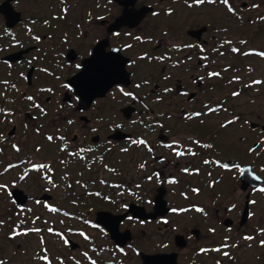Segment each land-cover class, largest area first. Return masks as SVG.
<instances>
[{"label": "flooded vegetation", "instance_id": "af4514ba", "mask_svg": "<svg viewBox=\"0 0 264 264\" xmlns=\"http://www.w3.org/2000/svg\"><path fill=\"white\" fill-rule=\"evenodd\" d=\"M143 1L0 0V87L12 93L7 95L6 101L14 102L19 98L20 102L30 104L31 112L24 113L28 121L37 115L49 117L50 105L57 106L58 112L51 123L55 127L62 125L64 129L58 130L57 143L53 142L52 136L46 135V130H41L43 140L57 146L53 148V158L44 160L40 166L46 170L47 174L43 176L46 182L53 183L59 177L60 188L69 199L65 207H59L56 196L45 191L25 194L27 199L22 207L16 206L11 199L15 217L7 232L9 244L18 237L38 235L41 231L47 236L52 235L54 241L42 239L38 251L30 244L25 251L21 243H16L14 254L8 258L1 255L0 245V264H209L212 261L227 264V260L230 264L240 263L239 256L230 254L232 246L236 249L239 244L235 246L230 237H225V232L241 234L246 242L253 239V234L247 231L254 214L252 207L256 199L252 196L256 197L264 188V179L253 172L252 164L246 167L261 180V185L242 191L240 178L245 166L220 161L212 163V166L206 153V157L202 155L200 158L206 167H210L207 171L209 178L214 176L215 170L230 171L239 167V188L245 196L242 212L236 218L228 212L233 207L227 211L215 205L214 201L209 206L194 202L193 199H197L201 192L198 186L190 188L192 197L186 191H180L178 199L175 195L167 203L164 200L165 191L166 195L168 193L166 188H159L152 199H145V204H140V198L134 199L139 202L134 204L129 197H141L138 191L141 186L135 184V189L124 184V178L120 177L122 172L113 165L116 156L123 157L131 154L132 150H140L148 166H153L149 177H146L148 182L155 178L163 186L166 181L165 187H170L177 182L176 174L202 179L199 168L182 161L193 156L195 144L203 147V142H196V139L183 141L181 137L175 139L173 136L177 134L174 130H157L167 127L165 117H172V113L170 116L169 112H159L157 107L173 95L191 105L205 92L207 81L219 80L217 88L230 85L233 82L225 79V72L234 70L230 63L241 53L236 44L239 41L220 36L206 38V27L189 29L175 43L163 39L168 35L167 31L161 32L158 41L152 36L145 38L138 32L143 31L148 19L169 15H158L156 5L165 0H147V4H142ZM215 2L204 0L197 3L192 0L196 5ZM262 2L264 0H255L253 6L258 7ZM125 4H128L127 8H124ZM111 5L120 12L105 11L106 6ZM242 5L246 7L247 4ZM227 6H230L229 1ZM168 8L165 14L171 12ZM148 44L150 56H147L150 52H141ZM246 53L258 55L253 48ZM262 53L260 56H264ZM138 64L157 68L152 81H139ZM117 70L120 73L115 76ZM172 72H176L175 75ZM234 78V82L241 83V79ZM169 82H174L175 94L170 86L161 87ZM108 84L110 88L101 94ZM194 85L196 91H192ZM72 86H78V89ZM249 86L250 82L239 85V90L231 92L230 96H240V91L246 92ZM142 89L147 90L142 94ZM115 94L119 99L115 103L119 104L118 112L125 127L116 116L106 111V101ZM83 99L89 101L82 103ZM204 106L208 108L209 103ZM108 107L111 111L113 105L108 104ZM221 109L217 104L209 112ZM11 110L8 108L7 112ZM116 111L117 108L113 113ZM204 113L208 114V110ZM202 115L199 110L183 111L182 118L190 121ZM57 117L58 121H55ZM134 119L140 120L135 122L138 129L143 130H128ZM12 127L17 129L14 124ZM147 127L153 130H145ZM263 131L259 130L261 134ZM116 134L122 137L115 138ZM182 134L186 135V132ZM256 147L254 144L253 149ZM56 165L62 170L57 176ZM114 174L120 182L113 183L105 178ZM212 185V181H208V187ZM56 186L52 184V187ZM157 197L161 199L159 203H155ZM32 201L36 205L42 204L45 215L58 217V221L51 222L44 215L42 219L41 215L34 214V222L42 220L40 228H36L34 222H28L30 225L26 227V220L18 218L16 213L25 211ZM246 203L249 216L242 224ZM186 218L191 221L190 226ZM176 222L179 223L174 224ZM135 226L142 229L139 235L133 229ZM150 226L153 227L149 230L155 231L158 238H155V250L146 251L137 245V240H148L144 229ZM111 232L118 235L119 243L114 241Z\"/></svg>", "mask_w": 264, "mask_h": 264}, {"label": "rangeland", "instance_id": "374dc122", "mask_svg": "<svg viewBox=\"0 0 264 264\" xmlns=\"http://www.w3.org/2000/svg\"><path fill=\"white\" fill-rule=\"evenodd\" d=\"M105 1L109 3V0ZM146 1L144 0L142 4H147ZM149 1L157 2L158 0ZM228 1L230 2V6H227ZM254 1L227 0V3H225L224 0H216L212 5H196L192 3V0H165V2H161L156 7L159 11L158 15L169 16L159 19H148L145 22L143 31H137L138 34L140 33L145 38L152 36L157 41L158 37L161 36V32L167 31L168 35L163 36V39L166 38L168 42L175 43V40L180 41L181 37L184 36L183 33L189 29L197 30L206 27V38H217L220 36L226 40L239 41V44L237 42L236 44L239 45L241 53L237 58L234 57L235 59L230 63L234 65L232 68L234 70H227L225 72V79L233 81L234 77L239 78L241 79L240 86L245 82L253 81H259L260 85L254 88L249 87L246 92L240 91V96L231 97V92L239 90L237 87L238 82L217 88L219 80L212 83L207 81L204 88L205 92L199 95L191 105L177 95L165 99L162 105L157 108L159 112H169L170 116L172 113V117H165L164 122L167 127L163 126L157 130H174L177 134L173 136L175 139L181 137L180 140L183 141L196 139V142L197 140L203 142V147L195 144L193 156H189L182 161L186 164L190 162L196 169L199 168L202 171V179L196 176L190 177L176 174L174 176L177 177V182L170 187H165L167 186L166 181L163 186L161 181L155 178L148 182L146 177H149L150 169L153 166H148L145 160L146 157L142 155L144 154L143 151L132 150V153L126 156H116L113 162L114 167L122 172L123 175L120 177L124 178V184L133 188H135V184L141 186L138 190L141 197H129L130 201L140 198V204H145V199L150 197L152 199L159 188H164V190L166 188L168 193L166 195L165 191L166 198L164 196V200L168 203L175 195L176 199H178L177 194L180 191H186L192 197L189 193L190 188L198 186L201 192L198 198L196 197L197 199L192 198L194 202L204 203L206 206H209L210 202L213 203L212 201H214L217 203L215 205L223 209L233 207L232 210L228 211L227 209V211L231 217L236 218L242 212L245 196L239 188V174L237 173L239 167L250 166L252 164L253 172L264 179V131L262 134L259 132L262 128L264 129V56L257 54L251 56L246 53L250 52L251 48L256 49L257 53H264V2L255 7L253 6ZM168 2L170 4L169 8L167 7ZM243 3L247 4L246 7H243ZM166 8L171 12L165 14ZM105 11L113 14L120 12L112 5L110 7L106 6ZM153 35L155 36L153 37ZM145 51L150 52L149 44L141 50V52ZM150 54L151 52L147 53V56H150ZM137 67H139V69H136L139 81H152L154 75L157 73V70H154L157 68L150 69V66H144V64H138ZM172 73L175 75L176 72ZM189 75H191L190 72ZM193 75L197 76V74ZM169 76L171 77V72H169ZM168 86L171 87L172 93L175 94L176 86H174V82L172 84L170 82L168 84L163 83L161 87L167 88ZM192 88V91H196L195 85ZM23 89L20 88V90ZM146 90L142 89L141 93H145ZM19 93L20 91L17 94ZM7 95L11 96L12 93L0 87V186H2L0 187V245L3 250L1 255L5 258L10 257V254H14L16 243H21V247L25 251L29 244L35 251H38L42 239H49L51 243L54 241L52 235L47 236L46 232L43 234V231L38 235L18 237L14 243L9 244L6 241L7 232L10 230L9 228L12 225L11 223L14 222L13 218L15 217V209L10 197L12 190H20L26 195H34L44 191L49 195L54 194L59 207H65L69 201L63 194V189L60 188L62 185L59 177L58 179L55 178L56 180L53 183L46 182V180H43V176L47 174L46 170L40 166L44 160L48 158L51 160L53 158V148L57 146L54 144L57 143L56 134L58 130L64 129L62 125H57V128L51 123V119L58 112L57 106L50 105L49 117L37 115L34 120L28 121L24 113L31 112L29 110L30 104L28 102H20L15 92V98L18 99L14 102L6 101ZM118 100L116 94L108 99L106 101V111L107 114L116 116L117 121L122 122L125 127L126 124H124L125 122L118 112L119 104L115 103ZM108 101L110 103H107ZM145 102L148 103V100H145ZM205 103H209L208 108H205ZM108 104L109 106L113 105L111 111L108 109ZM217 104H220L222 109L210 113V109L214 108ZM8 108L12 110L7 112ZM115 108H117V111L113 113ZM197 110L203 114L201 118L190 121H187V118H182L183 111ZM207 110L208 114H205L204 112ZM91 114L88 113V115ZM55 121H58V117ZM135 121L140 120L134 119L129 124L128 130L131 128L132 130H143V128L138 129L139 125ZM12 124L17 127L16 130L12 127ZM251 125H257V128L253 129ZM41 130H46V135L54 138L53 144H48L43 140V132ZM145 130L153 129L147 127ZM11 132L13 134L10 135L9 133ZM184 132H186V135L182 134ZM254 144H257L256 149H253ZM198 151L200 152L199 157ZM205 153L210 157V165L216 161H220L239 167L230 171L226 169V171L215 170L213 171L214 176L209 178L207 177V171H210V167H206V164H203L200 159L202 155L206 157ZM156 167L160 168L158 165ZM54 168L56 176L57 174H61V167L56 165ZM105 178L108 181H113V183L120 182L116 174L106 176ZM208 181H212L213 185L208 187ZM52 184H56L57 186L52 187ZM171 192H174V195ZM252 197L256 199H254L255 204L252 207L254 214L249 224L251 226L250 230L247 231L253 234V239L246 242V240L242 239L244 237L241 234L225 232V237H230L231 242H234L235 246L239 244L236 249L233 248V245L230 250V254L239 256V264H264V245L261 244V241H264V191H261L256 197ZM133 203L138 204L139 202L134 200ZM34 214L41 215L42 219L44 215V218L46 216L51 222L58 221V217L49 216L50 214L45 215L42 204L36 205L34 201L28 204L25 211L17 212L16 216L26 220V227H28L30 225L28 222H34ZM186 219L188 220V226H190L191 221L188 218ZM41 222L42 220L34 222L36 228H40ZM177 223L179 222L174 224ZM56 224L59 225L58 223ZM152 227L144 229L148 240H137V245L146 251L155 250L154 247L157 242L155 238H158V235L155 231L149 230ZM253 228L262 230L254 231ZM133 229H135L138 235L141 232L139 230H142L138 226L133 227ZM25 238L29 239L27 240L28 242L23 241ZM209 264L216 263L212 261ZM227 264H230L229 260H227Z\"/></svg>", "mask_w": 264, "mask_h": 264}, {"label": "water", "instance_id": "95a60500", "mask_svg": "<svg viewBox=\"0 0 264 264\" xmlns=\"http://www.w3.org/2000/svg\"><path fill=\"white\" fill-rule=\"evenodd\" d=\"M126 6V7H125ZM128 4H125L124 5V8H127ZM125 15V13H124ZM202 31V30H201ZM201 31H198V33H200ZM120 73V70H117L115 71V76ZM128 83V82H127ZM109 85V84H108ZM105 86V88H103V91L101 92V94H103L107 89L110 88V85L109 86ZM100 86V85H99ZM73 88H77L78 89V86H72ZM90 87V86H89ZM97 87V86H96ZM101 87V86H100ZM91 89H95V87H90ZM89 100H85L83 99L82 103H87ZM251 127L253 129H256L257 128V125H251ZM261 130H264L263 128ZM10 135L13 134V132L9 133ZM122 137V135L120 134H116L114 137L116 138H119ZM255 177V178H254ZM251 178H254V181L253 182H249V180ZM240 184H241V190L242 191H246L247 189L251 188V187H259L261 185V180L258 179L255 175H253V173L250 172V169L249 167H244L243 168V173L241 174V178H240ZM162 192V191H161ZM10 197L13 201V203L16 205V206H19V207H22L25 202H26V195L20 191V190H12L10 192ZM161 201L160 197L156 198V202L155 203H159ZM249 216V209H248V204L246 203L245 205V209L243 211V216H242V220H241V223H245L247 218ZM111 235H112V238L114 239L115 242H118L119 243V237L118 235L114 232L112 233L111 232Z\"/></svg>", "mask_w": 264, "mask_h": 264}, {"label": "snow or ice", "instance_id": "6c2138e0", "mask_svg": "<svg viewBox=\"0 0 264 264\" xmlns=\"http://www.w3.org/2000/svg\"><path fill=\"white\" fill-rule=\"evenodd\" d=\"M196 2H197V3H203L204 0H196ZM224 2L227 3V0H224ZM262 55H264V53H262ZM214 75H218V74H214ZM254 83H260V82H259V81H256V82H254ZM121 91H123V89H121ZM125 94L127 95V93H125ZM234 95H236V93H234ZM197 115H199V114H197ZM229 123H231V122H229ZM49 139H51V137H50ZM178 154H179V153H178ZM0 187H2V186H0ZM261 191H264V189H261ZM37 231H38V230H37ZM248 239H251V238L249 237ZM261 244L264 245V241H261ZM226 255H227V253H226ZM45 259H46V257H45Z\"/></svg>", "mask_w": 264, "mask_h": 264}, {"label": "trees", "instance_id": "16d2710c", "mask_svg": "<svg viewBox=\"0 0 264 264\" xmlns=\"http://www.w3.org/2000/svg\"><path fill=\"white\" fill-rule=\"evenodd\" d=\"M258 55L260 56V54L258 53ZM235 79V78H234ZM232 82H234V81H232ZM252 84V85H251ZM260 85V83H254V82H250V86L249 87H256V86H259ZM237 87L239 88V83L237 84ZM249 87H248V89H249ZM236 92H237V90H236ZM237 94V93H236ZM244 95H245V93H244Z\"/></svg>", "mask_w": 264, "mask_h": 264}]
</instances>
